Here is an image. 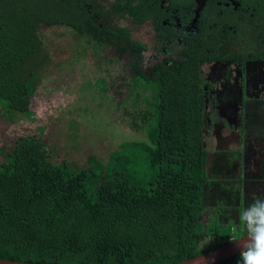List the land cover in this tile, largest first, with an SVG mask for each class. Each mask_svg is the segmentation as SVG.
<instances>
[{
	"label": "trees",
	"instance_id": "obj_1",
	"mask_svg": "<svg viewBox=\"0 0 264 264\" xmlns=\"http://www.w3.org/2000/svg\"><path fill=\"white\" fill-rule=\"evenodd\" d=\"M92 1L78 7L72 0H0V106L7 113L32 115L47 61L44 26L72 28L76 40L102 52L125 53L121 45L133 56L141 50L126 29L101 20L128 9L135 22H146L152 0ZM133 61L136 88L152 93L144 115L131 116L134 123L140 119L136 127L144 128L146 140L124 142L107 163L91 157L81 169L55 163L36 135L20 137L5 161L0 148V259L177 264L231 242L225 226L215 222L206 232L201 220L211 179L198 91L204 61L188 62L180 73L163 68L152 78L142 57Z\"/></svg>",
	"mask_w": 264,
	"mask_h": 264
},
{
	"label": "rangeland",
	"instance_id": "obj_2",
	"mask_svg": "<svg viewBox=\"0 0 264 264\" xmlns=\"http://www.w3.org/2000/svg\"><path fill=\"white\" fill-rule=\"evenodd\" d=\"M133 30L136 39L153 45L151 34L142 29ZM40 36L47 61L32 99V115L7 113L0 106V148L4 149L2 161H5L7 152L22 136H38L47 144L55 163L68 162L73 169L89 166L91 157L107 163L110 155L120 150L122 143L146 140L144 128L139 131V127H136L137 123L140 125V119L134 123L132 117L144 115L147 110L144 100L152 93L151 90L136 88L135 75L130 72V66H125L126 61L117 60L115 51L102 52L94 49V45L90 48L87 42H78L67 28L44 26ZM86 45L90 50L84 51ZM82 51L85 55L80 56ZM145 70L150 74L147 67ZM102 78L107 82V91L101 88L99 81ZM257 105L259 107L254 111L255 115L263 116V120H260V129L255 126L254 132L264 131V111L260 110V104ZM255 115L252 117L255 118ZM254 118L250 117L249 121ZM240 141L238 134L227 129L214 130L210 127L206 131V147L210 154L216 148L238 149ZM251 146H257L255 141ZM261 157L264 162V153ZM208 158L210 166L214 167L216 159L209 155ZM229 161L242 162L238 156L229 157ZM259 162L254 155H250L249 162L245 163L250 167V170L246 168V175L251 178L257 173ZM262 166L264 170V163ZM235 168L227 169L218 182L210 187L212 192L209 193L211 198L208 205H227L234 197L238 202L242 201L239 197L242 186L233 180L238 165ZM140 170L142 175L145 169ZM223 189L231 190L228 196H224L226 193L221 194ZM231 226L232 223H229L228 227ZM237 232L245 233L246 229L242 226Z\"/></svg>",
	"mask_w": 264,
	"mask_h": 264
},
{
	"label": "flooded vegetation",
	"instance_id": "obj_3",
	"mask_svg": "<svg viewBox=\"0 0 264 264\" xmlns=\"http://www.w3.org/2000/svg\"><path fill=\"white\" fill-rule=\"evenodd\" d=\"M72 2L80 7L87 0ZM152 6V19L143 23L135 22L128 9L110 13V20L102 18L126 29L141 46L133 56L130 48L121 45L125 53L114 56L126 61L132 74L134 57H142L149 78L163 68L185 72L188 62L203 60L198 91L207 129L245 132L257 104L264 111V0H152ZM61 27L73 33L72 28ZM134 28L151 34L153 45L136 39ZM78 42H83L80 36ZM88 50L86 45L84 51ZM99 82L107 85L103 78Z\"/></svg>",
	"mask_w": 264,
	"mask_h": 264
},
{
	"label": "crops",
	"instance_id": "obj_4",
	"mask_svg": "<svg viewBox=\"0 0 264 264\" xmlns=\"http://www.w3.org/2000/svg\"><path fill=\"white\" fill-rule=\"evenodd\" d=\"M255 115V114H254ZM257 115V114H256ZM251 121H248L247 126V132H244L242 130H232L234 131V134H238L240 137V146L238 149L232 150V149H226V148H216L212 152V154L209 153L210 150H208V155L214 157L216 159L217 164L212 167L210 166L209 158H208V165L207 170L208 173L211 175L210 183L206 185L205 190V209L203 211L202 215V223L204 227V231H208L212 224L215 222H218L225 226L227 228V232L231 234V241L238 240L240 238H243L247 235V233H242L241 236H236V231L240 230L243 224L240 221V211L244 207H247L251 203H253L257 198H264V170H262L263 160L261 161L262 157L261 154L264 153V131L261 129L260 131H252L254 130L255 126H258L260 129V123L262 124L263 116L256 117ZM259 115H262L259 113ZM249 127L251 129H249ZM253 128V129H252ZM228 130V129H227ZM253 141H255L257 146H251L253 144ZM207 146V144H206ZM255 147V148H253ZM207 148V147H206ZM250 155H254L256 157V160H260L258 163V171L250 178L248 175H246V168L250 170V167H248V164L245 165V163L249 162ZM238 156V159L242 162L240 163H232L229 161V157H236ZM261 157V159L259 158ZM263 162V163H262ZM235 165H238V168L236 170V173L233 175V180L236 181L235 184L242 186V188L239 190V197L242 198L243 206L241 205V202H238L236 198L234 197L233 201H230L227 205H217L214 204L208 205L207 202L211 198L209 193L212 192L211 188L213 183H217L220 176H223L227 169H236ZM217 174V176H215ZM259 174L260 176H257ZM261 178L263 182L261 181ZM209 185V186H208ZM231 190L223 189L221 190V194H224V196H228ZM216 194V190L214 191V195ZM213 200V199H212ZM207 204V205H206ZM228 206V207H227ZM229 223H232L233 226L230 228L228 227ZM235 231V232H234ZM222 241V239H221ZM211 243L210 239L205 242V247H207ZM240 258H237L233 261L232 264H237V261Z\"/></svg>",
	"mask_w": 264,
	"mask_h": 264
},
{
	"label": "clouds",
	"instance_id": "obj_5",
	"mask_svg": "<svg viewBox=\"0 0 264 264\" xmlns=\"http://www.w3.org/2000/svg\"><path fill=\"white\" fill-rule=\"evenodd\" d=\"M240 221L246 229L237 264H264V198H257L240 211ZM242 233L237 232L236 236Z\"/></svg>",
	"mask_w": 264,
	"mask_h": 264
},
{
	"label": "water",
	"instance_id": "obj_6",
	"mask_svg": "<svg viewBox=\"0 0 264 264\" xmlns=\"http://www.w3.org/2000/svg\"><path fill=\"white\" fill-rule=\"evenodd\" d=\"M245 237L240 238L235 241H231L230 243L223 245L218 249H215L213 251L202 254L193 259H190V260H187L181 263H177V264H218L220 262L230 260L234 258L235 256L240 255L241 245ZM0 264H32V263L12 262V261L0 259Z\"/></svg>",
	"mask_w": 264,
	"mask_h": 264
},
{
	"label": "built area",
	"instance_id": "obj_7",
	"mask_svg": "<svg viewBox=\"0 0 264 264\" xmlns=\"http://www.w3.org/2000/svg\"><path fill=\"white\" fill-rule=\"evenodd\" d=\"M240 258V257H239Z\"/></svg>",
	"mask_w": 264,
	"mask_h": 264
}]
</instances>
